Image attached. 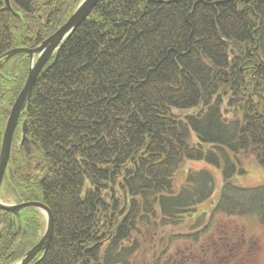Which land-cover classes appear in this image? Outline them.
Returning <instances> with one entry per match:
<instances>
[{
    "label": "trees",
    "instance_id": "1",
    "mask_svg": "<svg viewBox=\"0 0 264 264\" xmlns=\"http://www.w3.org/2000/svg\"><path fill=\"white\" fill-rule=\"evenodd\" d=\"M78 2L0 0V59L36 46ZM29 65L25 52L0 65V144ZM187 161L203 166L176 187ZM249 164L264 170V0H98L40 69L3 186L52 212L30 264H130L137 237L190 222L196 240L218 212L264 227V182L234 184ZM41 229L36 209L0 208V264Z\"/></svg>",
    "mask_w": 264,
    "mask_h": 264
},
{
    "label": "rangeland",
    "instance_id": "2",
    "mask_svg": "<svg viewBox=\"0 0 264 264\" xmlns=\"http://www.w3.org/2000/svg\"><path fill=\"white\" fill-rule=\"evenodd\" d=\"M202 166L203 164L187 161L174 175L175 186L179 187L184 183L188 170H200ZM244 169L247 170L246 173L234 175V184L237 186L249 188L264 182L263 169L253 167L252 164L244 165ZM214 176L215 180H222L219 174ZM256 217L218 212L214 215L209 228L198 234L196 240L186 235L196 230L190 227V222L182 224V227L169 226L163 234L157 232L151 235L146 232L144 239L137 237L141 246L133 254L130 264H151L153 255L161 256V264H264V227ZM223 233L228 235L225 238L228 242L221 245L217 252L219 255L217 256L216 252L203 254L201 247L210 242L214 244ZM152 239L153 245L150 242ZM233 245L234 247L237 245V248L231 251ZM165 247L167 249L163 250ZM222 256L223 259L218 261V257Z\"/></svg>",
    "mask_w": 264,
    "mask_h": 264
},
{
    "label": "water",
    "instance_id": "3",
    "mask_svg": "<svg viewBox=\"0 0 264 264\" xmlns=\"http://www.w3.org/2000/svg\"><path fill=\"white\" fill-rule=\"evenodd\" d=\"M155 2H167L174 0H149ZM98 0H80L75 8L72 10L68 18L49 36L39 42L36 46L27 47H14L6 52L3 58L0 59V65L11 55L19 52H25L29 59L30 65L26 75L23 86L21 87L18 95L15 97L13 104L10 108L5 127L1 137L0 144V185L2 183L3 175L7 166L10 156V147L13 131L17 125L19 116L29 100L32 85L49 57L56 52L75 28L87 17L92 8L96 5ZM5 6L10 9L9 0H4ZM0 208L12 212H18L24 208H34L39 210L43 215L44 226L42 233L35 242V244L27 250L24 255L17 261L10 264H28L31 259L38 253H44L47 248L52 227L53 216L51 210L41 201H24L16 205H5L0 202Z\"/></svg>",
    "mask_w": 264,
    "mask_h": 264
},
{
    "label": "flooded vegetation",
    "instance_id": "4",
    "mask_svg": "<svg viewBox=\"0 0 264 264\" xmlns=\"http://www.w3.org/2000/svg\"><path fill=\"white\" fill-rule=\"evenodd\" d=\"M18 123V122H17ZM14 132V131H13ZM13 135V134H12ZM23 138V137H22ZM12 140V139H11ZM22 140V139H21ZM4 176V175H3ZM24 201H38V200H23L22 198H21V196H20V194L19 193H17V194H12L5 186H3V179H2V183H1V185H0V202L1 203H3V204H5V205H16V204H18V203H21V202H24ZM24 209H26V208H24ZM6 210V209H5ZM23 210V209H22ZM22 210H19L18 212H12V211H10L13 215H15V214H18L20 211H22ZM9 211V210H8ZM37 212L39 213V211L37 210ZM39 215H40V213H39ZM12 222L13 223H15V218H14V216L12 217ZM12 232H13V229H10V230H8V232L5 234V236L6 237H8V235L10 236V237H12ZM4 234V233H3ZM39 235H40V232H39ZM3 237H4V235H3ZM17 238H18V236H17ZM39 238V237H38ZM215 243V242H214ZM35 244V243H34ZM33 244V245H34ZM32 245V246H33ZM31 246V247H32ZM30 247V248H31ZM29 248V249H30ZM28 249V250H29ZM201 251H203V254L205 253V252H207V253H215L216 252V250H215V246H214V244L213 243H211L210 242V244L208 243L205 247H201ZM10 252H12V250L10 251ZM26 252V251H25ZM24 252V253H25ZM217 253V252H216ZM39 254V253H38ZM38 254H36L32 259H31V261L34 259V258H37L38 257ZM24 255V254H23ZM22 255V256H23ZM21 256V257H22ZM20 257V258H21ZM19 258V259H20ZM19 259H15V260H13V261H10V262H7V263H3V264H10V263H13V262H15V261H17V260H19ZM219 260L218 261H220V260H222L223 259V256L222 257H220V258H218ZM31 261L28 263V264H30L31 263ZM2 264V263H1Z\"/></svg>",
    "mask_w": 264,
    "mask_h": 264
}]
</instances>
